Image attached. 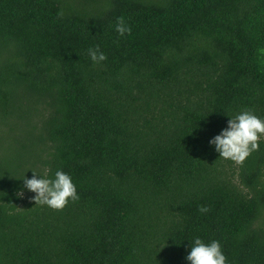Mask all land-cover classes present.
Here are the masks:
<instances>
[{
  "label": "trees",
  "instance_id": "16d2710c",
  "mask_svg": "<svg viewBox=\"0 0 264 264\" xmlns=\"http://www.w3.org/2000/svg\"><path fill=\"white\" fill-rule=\"evenodd\" d=\"M245 110L264 0H0V264H189L196 237L264 264V138L209 144ZM58 169L79 199L35 204L24 177Z\"/></svg>",
  "mask_w": 264,
  "mask_h": 264
},
{
  "label": "clouds",
  "instance_id": "9594fccd",
  "mask_svg": "<svg viewBox=\"0 0 264 264\" xmlns=\"http://www.w3.org/2000/svg\"><path fill=\"white\" fill-rule=\"evenodd\" d=\"M116 31L122 36L129 29L123 22H119ZM88 55L93 63L106 59L98 46L89 48ZM261 138H264V119L245 110L230 117L227 127L211 138L209 144L214 146L220 158L242 163L253 151L258 150ZM32 172V178L25 176L23 182L24 187L35 194V204L62 210L70 201L79 199L72 177L63 170L58 169L51 178L36 171ZM18 195L22 196L23 192ZM200 211L206 212L207 209L202 207ZM185 259L189 264H227L219 241L205 243L199 237L191 241V248Z\"/></svg>",
  "mask_w": 264,
  "mask_h": 264
}]
</instances>
